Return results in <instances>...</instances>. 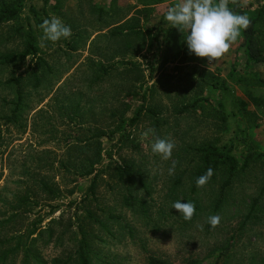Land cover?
Returning <instances> with one entry per match:
<instances>
[{
  "label": "rangeland",
  "instance_id": "obj_1",
  "mask_svg": "<svg viewBox=\"0 0 264 264\" xmlns=\"http://www.w3.org/2000/svg\"><path fill=\"white\" fill-rule=\"evenodd\" d=\"M17 2L23 5L20 18L0 25V55L23 50L24 36L32 33L53 72L34 70L30 58L0 67V219L11 216L7 205L14 193L29 186L33 197L36 177L29 175L35 168H44L40 177L59 193L42 196L32 214L0 228V256L17 247L18 224L21 234L34 223L37 231L35 242L21 239L0 264H76L81 233L95 253L93 264H149L150 258L165 264H264V65L246 67L239 39L212 63L190 54L183 33L164 19L178 0H0V6ZM228 4L247 12L264 0ZM52 16L70 26L72 35L41 46L39 25ZM259 39L264 47V20ZM234 59L236 72L229 77ZM27 72H35L41 85L24 82L20 123L6 125L4 102L13 98L6 82ZM72 104L79 106L80 120L69 116ZM138 107L156 113L159 137L174 141L170 160L151 151L150 115L128 123L125 131L118 128L120 118L129 121ZM88 131H116L100 139L97 201L85 199L91 177L81 180L79 172L61 168L62 162L78 166V154L69 155L66 143L89 138ZM206 145L229 152L239 168L251 159L223 195V173L191 193L198 161L192 149ZM125 163L141 172L146 187L133 181L135 200L129 205L122 201L127 186L109 176L112 164ZM178 200L197 208L191 220L172 208ZM49 205L59 208L51 214ZM87 210L101 224L85 218ZM211 215L221 218L215 228L207 223Z\"/></svg>",
  "mask_w": 264,
  "mask_h": 264
},
{
  "label": "trees",
  "instance_id": "obj_2",
  "mask_svg": "<svg viewBox=\"0 0 264 264\" xmlns=\"http://www.w3.org/2000/svg\"><path fill=\"white\" fill-rule=\"evenodd\" d=\"M228 7L235 12L236 14H243L246 15L250 20V25L246 31H242L241 36L239 39V50L243 51V55L245 57V65L248 68H251L253 66L257 65H264V47L259 39V25L262 23V20H264V5L261 8H258L254 11H247L244 12L238 7L228 4ZM23 5L20 2H17L15 5L13 4H6L3 3L0 6V25L4 23H8L11 21H15L20 18V15L22 13ZM133 30V28H132ZM16 33H19V30L16 31ZM71 50H74V47H71ZM30 58L31 64L34 66V70H44L46 69L49 74H52V68L51 66L45 61V59L42 57L40 50L38 49L35 39L33 37L32 33H28L24 36L23 41V50H21L18 53H6L3 55H0V67L12 65V66H18L19 63L24 62L26 59ZM236 59L232 61L231 64V70L229 72V77H232L235 74V66H236ZM31 66V65H30ZM25 77L29 75L28 79L27 77H23V75H18L13 77H10V79L6 82V85L11 89V96L13 97L8 103H6V100L4 104H7L8 113L4 114L1 119L4 120V123L6 125H17L20 123L21 115L23 113L24 108V98L27 97V94L25 92V86L24 82L34 80V87L38 88L41 85L40 78L36 75L34 72L32 75L30 73H25ZM216 87V85H214ZM23 104V105H22ZM194 104H197L195 102ZM193 105H184L180 112H186L188 109L193 108ZM245 107V106H244ZM69 109L71 110L69 112V116H73V118L80 120V108L78 105H70ZM66 115V113H64ZM150 115L152 118H154L153 122V135L156 137H159V120L155 119L156 113L152 111L144 110V107H138L136 113L134 116L127 121L126 119L120 118L118 121V128L120 127L122 131H125V127L128 123L134 124L138 122L140 117L142 115ZM22 128V126H20ZM116 132V131H115ZM114 132V133H115ZM88 133L91 134V136L85 140L76 139L75 141H68L66 143L67 153L69 155H73L74 153L77 155L76 166L75 164H71L70 162H62L61 168L69 172L70 170H74V172L77 173V178L79 179H87L91 177V182L88 188V195L85 197V199H88L90 196L94 201L96 200V190L98 187L99 182V172L97 171V167L100 166L101 163V156H102V145H101V138L107 137L108 135H105L103 132H97L93 133V131H88ZM108 137L110 138L112 134ZM1 134H0V142ZM47 152V151H45ZM193 157H197L198 161L196 162L195 167L191 170V179H192V188L191 193H196L203 187H205L208 183L211 181L216 180L219 173H223L224 179L222 182V185L220 187L221 195H223L224 191L228 189L233 179L238 175L239 172L243 171L247 166L248 162L251 159L246 158L244 161V164L242 167H238L237 161L230 155L229 152L224 153L223 150H220L218 147H215L213 145H206L199 148L192 149ZM44 153V152H43ZM251 158V157H249ZM113 165V164H112ZM112 165L109 167L111 170V173L109 176H111L112 179L116 180L117 183L126 185L125 188L126 195H123L122 201L124 205H129V201H134L135 198L132 196V184L135 179L138 180L140 186L146 190L144 180L141 176V172L139 170H136L134 165L125 163L123 165H115L112 168ZM211 168L213 170V176L211 179L202 187H198L195 183L196 179L205 174L207 169ZM44 170L43 167L39 169L35 168L33 169L34 173L29 175L28 173L26 175H29L30 177H36V179H33V190L34 194L33 197H31V191L30 187L27 186L26 190L18 194V192L14 193L12 199L13 201H9L8 203V209L12 212L11 216H9L7 219L1 220L0 219V228H3L4 226L8 225L12 220L18 221L20 218L26 217L29 214L33 213V210L40 206V200L42 196L48 195L51 198L53 196L58 195V188L55 185H52L49 181V179L43 175L40 177V173ZM38 174V175H37ZM182 181V177L178 178L179 184ZM16 184L18 183L15 182ZM90 195V196H89ZM89 196V197H88ZM85 199H83V203L85 202ZM52 200V199H50ZM220 199L218 200V204H220ZM50 206V213H55L59 206L58 205H49ZM142 212H144V205L140 207ZM195 212L193 217L196 214L197 208L195 207ZM86 217L91 221H94L96 223H100L97 221L94 217V213L90 211H86ZM77 216V214H76ZM110 219H114L115 217H109ZM55 221L51 222V225L54 224ZM101 224V223H100ZM18 228L14 229L15 232V239L18 241V245L15 249H12L8 252H4L0 256V262H5L7 259L8 254H13L18 248L20 247V241L21 239L25 238V240H31V242H35V238H32L36 234V225L35 223L32 224V229L27 231V233L20 232V225L18 224ZM50 236H52V233L50 231ZM13 238V237H12ZM11 238V239H12ZM7 240L8 242L11 241ZM6 241V242H7ZM28 253V250L25 249ZM77 262L76 264H93L95 253L92 251V247L88 240L86 239L85 234L81 233L80 240L78 241L77 245ZM149 264H165L163 261L157 260V259H149Z\"/></svg>",
  "mask_w": 264,
  "mask_h": 264
},
{
  "label": "clouds",
  "instance_id": "obj_3",
  "mask_svg": "<svg viewBox=\"0 0 264 264\" xmlns=\"http://www.w3.org/2000/svg\"><path fill=\"white\" fill-rule=\"evenodd\" d=\"M169 28L178 29L183 33L184 41L190 54L197 58H207L209 63L215 62L226 54L232 43L246 31L250 20L246 15L236 14L228 7V0H178L169 7L164 16ZM41 41L57 42L68 39L72 35L71 27L64 24L59 17L45 18L39 25ZM176 145L174 141L156 137L151 144L153 154L163 160H170ZM176 165L173 163L168 174L174 175ZM213 170L207 169L195 183L204 186L213 176ZM172 208L177 210L185 220H191L195 206L191 202L175 201ZM219 215H211L207 223L215 228L220 223Z\"/></svg>",
  "mask_w": 264,
  "mask_h": 264
}]
</instances>
